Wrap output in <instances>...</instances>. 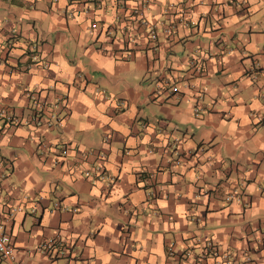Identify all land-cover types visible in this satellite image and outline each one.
Returning <instances> with one entry per match:
<instances>
[{"label":"crops","instance_id":"crops-1","mask_svg":"<svg viewBox=\"0 0 264 264\" xmlns=\"http://www.w3.org/2000/svg\"><path fill=\"white\" fill-rule=\"evenodd\" d=\"M142 1L0 0L14 263L63 264L38 251L60 237L83 264H264V0H149L144 17L172 28L154 41ZM27 91L55 126L31 122ZM96 164L111 186L86 177Z\"/></svg>","mask_w":264,"mask_h":264},{"label":"built area","instance_id":"built-area-1","mask_svg":"<svg viewBox=\"0 0 264 264\" xmlns=\"http://www.w3.org/2000/svg\"><path fill=\"white\" fill-rule=\"evenodd\" d=\"M149 5V0H143L140 7L133 8V13H136L138 16L139 24L140 26L147 31V38L150 41H154L157 39V36L159 32L163 35H168L172 32L171 24H167L164 22L157 23V22H150L146 17L143 15V9L142 7ZM159 25V28H158ZM92 27H96L95 23L92 24ZM34 52L35 50L32 49ZM128 57H130L133 53L131 51L128 52ZM34 57V56H33ZM162 85H160V88H164L166 85L168 88H165V90H170L172 92L178 91L177 86L175 85L177 82H173L172 84L169 83V79L166 81L161 82ZM166 86V87H167ZM26 96L29 97L31 101V107L33 109V113L31 115V122L36 126H46L49 128L53 127V124L55 121H58V118L54 116L53 114L46 115L45 109L48 104L54 103L49 102L47 98H41L35 91H27ZM60 98L56 99L59 100ZM65 99V98H61ZM13 122H19V119L14 117L12 118ZM69 147L67 145H64L60 149V156L65 157L68 155ZM95 154V151L93 149H89L87 151L82 152V157L87 158L90 155ZM97 155L99 156V159L104 158V153L98 152ZM84 174L86 177L92 176V179L94 181L103 180L105 178H108L104 175V172L102 170V166L100 164H96L94 166V169L86 170L84 171ZM109 186L114 182V179H109ZM150 195H154V193L150 192ZM209 246L210 252L213 254H216L217 248L214 246L212 241H209L207 243ZM72 246L66 243L62 238L55 237L53 239H49L44 241L38 246V251L42 253L50 262L58 261L59 259H65L66 262L64 264H69L71 261H73L75 258H77L78 254L73 255ZM15 256V246L13 243V240L8 233L5 224L3 222H0V262H12L14 263L13 259ZM80 260V261H79ZM74 264H83L84 261L82 259H77L76 262L73 261ZM18 264V263H14Z\"/></svg>","mask_w":264,"mask_h":264},{"label":"rangeland","instance_id":"rangeland-1","mask_svg":"<svg viewBox=\"0 0 264 264\" xmlns=\"http://www.w3.org/2000/svg\"><path fill=\"white\" fill-rule=\"evenodd\" d=\"M174 48V50H175V52H177V56L180 54V51H181V47H179V46H177V47H173ZM170 56H173V54H170ZM173 58H175V57H173ZM156 73H152V74H150L149 76H147L146 77V79H145V81L143 82V83H141L143 86H145V87H148L149 89L151 88V86H152V84L154 83V81H155V75ZM140 79V78H139ZM138 79V80H139ZM55 123H56V121H55ZM55 123L53 124V126H55ZM213 244H214V246H216V244L213 242ZM169 247H168V249H167V254L170 256V257H172L173 256V247H172V243H170L169 245H168ZM217 247V246H216ZM77 253L76 252H73V255H76ZM174 257V256H173ZM60 261H63V264L66 262V260L65 259H59Z\"/></svg>","mask_w":264,"mask_h":264},{"label":"trees","instance_id":"trees-1","mask_svg":"<svg viewBox=\"0 0 264 264\" xmlns=\"http://www.w3.org/2000/svg\"><path fill=\"white\" fill-rule=\"evenodd\" d=\"M163 81V79L161 80V82Z\"/></svg>","mask_w":264,"mask_h":264}]
</instances>
